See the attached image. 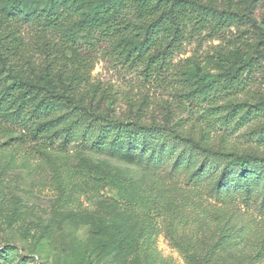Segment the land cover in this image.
<instances>
[{"label": "rangeland", "instance_id": "374dc122", "mask_svg": "<svg viewBox=\"0 0 264 264\" xmlns=\"http://www.w3.org/2000/svg\"><path fill=\"white\" fill-rule=\"evenodd\" d=\"M254 16L264 26V0ZM246 28L187 37L171 67L198 61L218 73L204 60L252 42ZM92 63V80L115 98V115L144 100L146 123L171 111L181 135L211 152L264 157V117L251 115L233 131L208 128L183 109L173 84L148 83L101 54ZM261 66L247 91L225 104L264 94ZM8 138L0 133V264H264L263 163L246 162L240 172L219 155L154 136L141 138L157 150L150 157L138 156L139 146L40 156Z\"/></svg>", "mask_w": 264, "mask_h": 264}, {"label": "trees", "instance_id": "16d2710c", "mask_svg": "<svg viewBox=\"0 0 264 264\" xmlns=\"http://www.w3.org/2000/svg\"><path fill=\"white\" fill-rule=\"evenodd\" d=\"M262 1L224 0L217 6L218 0H0V133L9 135L8 142L30 143L40 156L139 146L138 156L150 157L157 150L141 138L154 136L219 155L240 172L246 162L264 164V157L215 153L183 137L182 120L171 111L146 123L144 100L115 115V98L91 77L92 61L101 54L148 83L176 86L175 97L197 114L198 124L237 130L251 115L264 117V94L225 104L247 91L264 64V26L254 16ZM242 25L253 29L252 42L204 60L218 73L204 72L198 61L171 67L187 37ZM27 29L30 43L24 41ZM66 118L68 128L58 130Z\"/></svg>", "mask_w": 264, "mask_h": 264}]
</instances>
